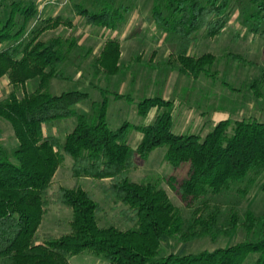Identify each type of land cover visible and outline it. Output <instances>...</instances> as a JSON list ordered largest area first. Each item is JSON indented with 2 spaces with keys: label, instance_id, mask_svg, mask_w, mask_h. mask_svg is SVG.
Returning <instances> with one entry per match:
<instances>
[{
  "label": "trees",
  "instance_id": "obj_1",
  "mask_svg": "<svg viewBox=\"0 0 264 264\" xmlns=\"http://www.w3.org/2000/svg\"><path fill=\"white\" fill-rule=\"evenodd\" d=\"M47 1V0H42ZM255 14H244V23L254 35L264 37V0L250 1ZM230 0H154L152 18L164 33L175 34L180 49L174 64L180 74L198 80L213 78L216 57L204 54L192 57L189 48L196 35L205 32L209 38L224 33L229 19ZM78 15L90 27L115 30L126 21L130 9L114 8L106 3L97 13L76 6ZM38 15L36 2H12L8 11L0 12V78L6 77L12 88L0 101V120L10 124L17 140L12 163L2 146L0 132V264H70L69 259L84 252L104 257L109 264H245L251 254L255 264H264V237L256 242H241L226 249L199 254L169 255L154 261L164 237L179 236L182 242L210 237L225 232L231 234L237 226L233 215L225 230L219 225L216 213L206 218L196 217L186 228L185 221L167 193L154 183H136L128 171L139 158L146 161L152 152L165 148V161L173 168L188 164L187 178L178 184L183 200L220 195L235 184L245 182L251 175H264V123L256 120L226 119L202 139L198 135H175L172 132L174 103L161 97L142 100L137 107L140 117L156 109L158 115L147 126L124 123L111 130L107 123L108 96L116 100L127 98L117 92L100 89L101 101L90 104L88 114H78L75 107L89 100L80 91L53 95L52 80H66L59 66L70 54L76 42L55 37L43 41L46 31L69 21L61 18L40 22L25 39L27 30ZM63 22V24H62ZM228 58L239 64V56ZM94 76L110 78L122 75L121 46L117 40L107 41L93 64ZM37 87L21 98L17 95L29 82ZM264 88V67L254 79L251 90L261 97ZM75 118V127L62 142L45 137L44 128ZM132 131L142 134L136 149L129 145ZM64 155L72 158L75 178L109 180L116 203L125 209L124 217L135 224L126 231L98 224L102 207L81 188H60L57 203L72 211L71 233L59 238L37 240V233L47 208V192L61 165ZM264 194V178L261 184ZM244 226L252 231L254 215L248 212Z\"/></svg>",
  "mask_w": 264,
  "mask_h": 264
},
{
  "label": "rangeland",
  "instance_id": "obj_2",
  "mask_svg": "<svg viewBox=\"0 0 264 264\" xmlns=\"http://www.w3.org/2000/svg\"><path fill=\"white\" fill-rule=\"evenodd\" d=\"M28 2L30 0H0V12L8 11L12 2ZM37 8L56 6L65 20H73L75 24L46 31L40 39L47 41L55 37L73 39L76 45L70 54L65 53V60L59 66L66 80H52L49 91L53 95L65 92L80 91L88 94L89 100L75 107L78 114H88L90 104L102 100L100 89L117 92L130 99L116 100L108 96L107 123L111 130L119 129L124 123L134 126H147L153 123L158 111L153 109L147 117L137 113L138 104L147 98L161 97L173 101V126L175 135L194 134L204 139L214 127L223 120H256L264 123V88L262 96H256L251 90L254 79L264 67V37L254 35L250 27L244 23L245 12L255 14L251 0H230L229 19L224 33L217 38H209L205 32L196 35V40L189 48L188 54L200 57L212 54L216 64L212 69L213 78L201 77L198 80L188 78L178 71L174 64L175 54L180 49V42L175 34L162 32L152 18L154 0H32ZM51 2V4L47 5ZM109 3L114 8L120 6L130 9L126 21L115 30L101 27H90L80 18L74 19L75 6L79 5L91 13L99 12ZM45 4V6H44ZM40 10V9H39ZM44 10L41 9V12ZM40 13L30 24L27 34L37 28L46 17ZM264 33V24L260 27ZM109 40H117L121 46L122 75L106 79L104 75L94 76L93 64L104 44ZM6 45H0V52ZM239 56L246 62L239 64L228 58ZM37 87L36 81L29 82L17 95L21 98L30 94ZM12 88L6 79H0V101L5 100ZM75 127V118L59 122L44 128L45 137H56L62 142ZM2 133L1 146L8 159L17 164L14 152L17 140L9 123L0 120ZM142 134L132 131L129 145L136 149ZM165 148L152 152L146 161L139 158L135 166L128 171L129 179L136 183H154L164 190L173 205L183 217L187 229L193 220L210 213H216L219 225L227 228L233 215L237 218V226L231 234L223 232L218 235L203 237L192 242H182L179 236L164 237L161 249L154 261L169 255L199 254L204 251L226 249L241 242H256L264 237V194L261 184L264 175L253 176L240 184H235L229 192L220 195L209 194L197 199L183 200L177 187L187 178L188 164L173 168L165 161ZM73 160L64 155L46 200L47 208L42 224L37 233L39 242L48 237L59 238L71 233L72 211L57 203V192L60 188L86 191L102 207L98 216L101 227H114L121 231L134 229L135 224L128 221L122 211L125 207L116 203L109 180L75 178L71 169ZM254 215L255 223L252 231L244 226L246 214ZM256 254H251L245 264H255ZM70 264H109L104 257L84 252L69 259Z\"/></svg>",
  "mask_w": 264,
  "mask_h": 264
},
{
  "label": "crops",
  "instance_id": "obj_3",
  "mask_svg": "<svg viewBox=\"0 0 264 264\" xmlns=\"http://www.w3.org/2000/svg\"><path fill=\"white\" fill-rule=\"evenodd\" d=\"M46 4L49 5V4H51V2L49 4H48V2H46ZM44 6H45V4H44ZM76 6H78V5H76ZM76 6H75V14H74L75 17H74V19L78 20L81 17L77 13ZM41 9L44 10V12L43 11L42 12H43V15L46 16V17L42 18V21L43 20H47V19L61 18L63 22L69 21V22H71V24L72 23L75 24V22L72 19L71 20L70 19L69 20H65L63 17H61V15L59 14V7H56L55 5L54 6H47V7L38 8V15H40V13L42 14ZM63 22H62V24H63ZM0 79H6L8 85H9V80L6 77L0 78Z\"/></svg>",
  "mask_w": 264,
  "mask_h": 264
}]
</instances>
